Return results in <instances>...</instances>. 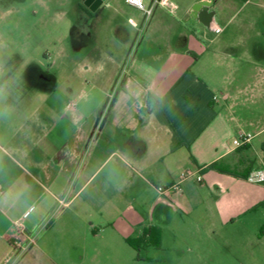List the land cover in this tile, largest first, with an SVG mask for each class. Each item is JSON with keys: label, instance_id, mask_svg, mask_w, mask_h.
<instances>
[{"label": "crops", "instance_id": "obj_1", "mask_svg": "<svg viewBox=\"0 0 264 264\" xmlns=\"http://www.w3.org/2000/svg\"><path fill=\"white\" fill-rule=\"evenodd\" d=\"M201 1L214 12L210 26L191 15ZM86 10L83 25L92 23L94 30L85 26L83 37L93 35V44L75 61L77 76L60 83L61 141L45 149L37 175L35 144H14L16 158L0 142V151L13 156L23 173L24 166H36L26 183L19 178L9 189L0 186V264H105V254H120L121 264H128L133 259L125 247L135 250L128 240L161 245L164 228L179 213L185 215L188 234L204 240L220 232L223 237L230 227L258 225L254 220L260 217L251 213L264 205V182L250 183L246 177L264 169V0H184L174 14L155 5L149 17L126 0H104L94 11ZM106 22L108 46L101 30ZM58 112L35 110V125L30 121L24 130L37 134L44 128L40 122ZM242 131L253 139L234 148L232 141ZM107 165L106 173L93 177ZM186 170L195 173L182 179ZM38 175L49 182V190L71 197L70 205L93 185L94 199L87 206L100 214H124L138 202L148 216L144 228L130 236L129 220L122 215L119 229L106 225L115 233L103 240H33L58 198L45 193L34 180ZM175 183L179 191L171 196L157 190ZM69 226L67 219L51 237ZM261 226L255 227L258 239ZM106 227L89 228L97 236ZM66 243L77 251L75 257L63 252Z\"/></svg>", "mask_w": 264, "mask_h": 264}, {"label": "rangeland", "instance_id": "obj_2", "mask_svg": "<svg viewBox=\"0 0 264 264\" xmlns=\"http://www.w3.org/2000/svg\"><path fill=\"white\" fill-rule=\"evenodd\" d=\"M171 1L179 6L184 0ZM144 3L146 5V0ZM80 4L84 5V0H0V87L5 92L4 106L10 109L7 115L0 116V142L8 153L16 158H19L20 154L12 149L14 144L19 142L35 144L33 153L39 164L37 170L36 166L22 164L26 165L23 173L14 164L13 156L7 153L5 155L0 151L1 187L9 189L15 179L19 178L22 183H26L28 175H34L35 170L37 175L47 158L46 150L50 151L49 149L52 148H49L50 143L61 141V113L65 101L61 95L60 83L65 77L77 76L78 66L75 65V61L93 44L91 38L93 35L90 33H93L94 28L92 23L83 25L85 16L79 8ZM237 21L236 15L234 24ZM223 22L225 23V19ZM107 23L109 24V22L104 23V28L101 27L102 36L106 39L105 43L110 29ZM85 26L90 29V33L89 36L86 34V37H83ZM233 28L234 26L230 25V29ZM106 45L108 46V43ZM92 95L97 96L95 92ZM89 105L92 106L93 102ZM50 108L59 111L58 114L41 121L44 128H38L37 134L29 136L30 133L24 129L30 121L35 125L36 118H33L35 110L49 111ZM109 166H102L93 177L102 176ZM95 169V165L91 166L88 173H93ZM33 177L36 182L41 183L45 193L51 191L55 197H58L55 198L57 205L53 209L54 212H50L41 226L36 229L33 240H103L111 232L115 233L113 229H107L106 225L116 224L115 230H117L126 217L130 224V236L138 235L144 228L148 216L138 202H134L124 214H100L87 206L94 199L90 189L93 185L70 205L68 202L71 197L57 195L52 188L49 190V182L47 183L42 175ZM34 209L35 207H31L24 218ZM35 213L36 211L32 216H35ZM251 215L260 217L254 221L262 225L261 239L254 235L257 230L255 227L258 225L249 223L246 228L230 227L223 232V237L220 232L213 239L204 240V237H199L198 233L188 234L183 222L185 215L179 213L178 219L164 228L165 237L161 245L139 241L138 250L125 247L133 259L128 264H264V205ZM67 219L70 221V226L56 230V236L51 237L53 231ZM23 220L22 224L17 222L22 227ZM90 225L92 229L101 230L102 227H106L107 230L99 231L100 233L95 236L89 228ZM81 226L85 227L84 231L81 230ZM15 232L16 235L19 233L17 224ZM67 245L64 244L63 252L70 254L69 257H75L77 251L71 245ZM112 256L113 254L110 256L105 254L104 263L121 264L120 254L114 255L116 257L113 258Z\"/></svg>", "mask_w": 264, "mask_h": 264}, {"label": "built area", "instance_id": "obj_3", "mask_svg": "<svg viewBox=\"0 0 264 264\" xmlns=\"http://www.w3.org/2000/svg\"><path fill=\"white\" fill-rule=\"evenodd\" d=\"M150 1L152 3L151 7H147L144 3V0H126V3L137 8V9H139V10H141L145 14L146 17H149L151 15L153 7L155 5H160L164 8H166L172 14H174L178 9L177 4H175L171 0H150ZM211 28L215 33L221 32V28L219 26L212 25ZM252 139H253L252 134L242 131V132H239L237 134V136L233 139L232 143H233L234 148H241V147H244V146L248 145L249 143H251ZM194 173L195 172H193L191 170L183 171L181 173V178L182 179L187 178L191 175H194ZM246 179L250 183H262V182H264V169L251 171L247 175ZM196 180H197V182H201L202 176L200 174H198L196 176ZM157 190L160 193L171 196L173 192L179 191V184L175 183V184H172L171 186H168V187L157 186ZM17 226H19V228H20L21 224L17 223Z\"/></svg>", "mask_w": 264, "mask_h": 264}, {"label": "water", "instance_id": "obj_4", "mask_svg": "<svg viewBox=\"0 0 264 264\" xmlns=\"http://www.w3.org/2000/svg\"><path fill=\"white\" fill-rule=\"evenodd\" d=\"M93 0H86L85 4L89 6V2ZM96 6H90V10L94 11L95 7L100 6L104 0H95ZM208 3L201 1L198 3H195L191 8V15L193 18L198 19L201 21L204 25L210 26L214 19V12L208 10Z\"/></svg>", "mask_w": 264, "mask_h": 264}, {"label": "clouds", "instance_id": "obj_5", "mask_svg": "<svg viewBox=\"0 0 264 264\" xmlns=\"http://www.w3.org/2000/svg\"><path fill=\"white\" fill-rule=\"evenodd\" d=\"M5 92L2 87H0V116L7 115V113L10 111L9 108L4 106V100H5Z\"/></svg>", "mask_w": 264, "mask_h": 264}, {"label": "trees", "instance_id": "obj_6", "mask_svg": "<svg viewBox=\"0 0 264 264\" xmlns=\"http://www.w3.org/2000/svg\"><path fill=\"white\" fill-rule=\"evenodd\" d=\"M152 230H150L151 232ZM263 232V229L261 230V233ZM136 241V242H135ZM143 242V240H128V243L131 244L136 250H138L137 243L138 242ZM159 240H151L150 243H153L154 245H158ZM138 258V257H137Z\"/></svg>", "mask_w": 264, "mask_h": 264}, {"label": "flooded vegetation", "instance_id": "obj_7", "mask_svg": "<svg viewBox=\"0 0 264 264\" xmlns=\"http://www.w3.org/2000/svg\"><path fill=\"white\" fill-rule=\"evenodd\" d=\"M86 0H84V2H85ZM86 4H80L79 5V8H80V10H81V12L84 14V13H86L87 14V10H86ZM87 7H90V6H87Z\"/></svg>", "mask_w": 264, "mask_h": 264}]
</instances>
